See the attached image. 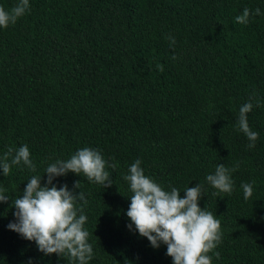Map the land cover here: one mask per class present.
<instances>
[{"label": "trees", "instance_id": "obj_1", "mask_svg": "<svg viewBox=\"0 0 264 264\" xmlns=\"http://www.w3.org/2000/svg\"><path fill=\"white\" fill-rule=\"evenodd\" d=\"M18 0H0L10 10ZM30 11L0 28V156L28 145L32 172L13 166L0 187V264H69L44 255L7 228L11 200L48 163L78 149L116 163L111 187L83 174L55 177L71 190L80 180L93 258L88 264H172L166 245L151 247L126 216L123 179L135 160L165 190L201 183L199 205L220 220L212 264H264V0H29ZM259 8L247 25L243 9ZM175 37L174 47L166 36ZM175 57V59L173 58ZM162 64L164 71L157 70ZM259 133L255 147L235 127L239 107ZM257 100L260 106H256ZM236 168L233 192L213 195L205 177L217 164ZM254 182V183H253ZM242 183H253L245 200ZM76 189L75 191H80Z\"/></svg>", "mask_w": 264, "mask_h": 264}, {"label": "clouds", "instance_id": "obj_2", "mask_svg": "<svg viewBox=\"0 0 264 264\" xmlns=\"http://www.w3.org/2000/svg\"><path fill=\"white\" fill-rule=\"evenodd\" d=\"M29 11V0H18L10 10L0 6V28L15 24ZM259 15V8L250 10L245 7L242 14L235 17V22L247 25L252 16ZM166 39L170 47L175 46V37L168 34ZM157 70L163 72V65L158 64ZM254 97L255 94L239 107L235 121L236 129L247 137L249 148L255 147L259 137V133L250 128L247 118V114L253 109L251 100ZM256 106H260L258 100ZM20 165L32 172L36 171L28 145L18 148L9 146L0 156V170L7 177L13 166ZM140 165L141 161L135 160L123 177L132 193L128 196L130 203L126 210V216L131 221L127 225L129 230L134 226L135 231L147 238L153 248L166 245L165 254L171 257L172 264H212L213 256L209 253L219 259L220 253L215 249L222 242L221 222L198 203L205 195L204 184L197 182L195 186H187L182 190L184 195L181 196L180 189L170 186V190H165L145 175ZM238 166L228 168L219 163L213 173L206 175L207 185L215 189L214 196L223 198L222 194L230 195L233 192L231 173ZM116 167V163H109L104 159L100 150L91 147L78 149L67 160L57 159L48 163L43 172L46 174L44 183H41L42 174L31 176L22 195L11 200L15 219L8 223L7 228L27 241H34L38 251L46 256L56 254L67 258L69 264H88L94 253L89 243V232L84 227L88 218L83 214V208L77 207L78 202L87 203L85 193L80 190V180L74 181L71 190L67 184L57 187L53 180L69 172L80 177L83 174L89 182L106 189L113 184L106 169ZM253 183L240 185L245 200L253 196ZM76 189L80 191L77 192ZM9 200V196L0 187V202ZM28 264H31V258Z\"/></svg>", "mask_w": 264, "mask_h": 264}]
</instances>
